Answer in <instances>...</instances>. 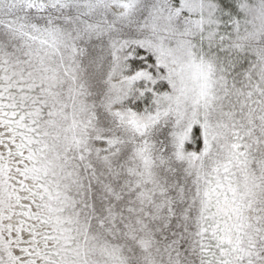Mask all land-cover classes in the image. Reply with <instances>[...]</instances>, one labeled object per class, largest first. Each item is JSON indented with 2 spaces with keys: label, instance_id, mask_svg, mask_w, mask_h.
I'll return each mask as SVG.
<instances>
[{
  "label": "snow or ice",
  "instance_id": "snow-or-ice-1",
  "mask_svg": "<svg viewBox=\"0 0 264 264\" xmlns=\"http://www.w3.org/2000/svg\"><path fill=\"white\" fill-rule=\"evenodd\" d=\"M0 264H264V0H0Z\"/></svg>",
  "mask_w": 264,
  "mask_h": 264
}]
</instances>
